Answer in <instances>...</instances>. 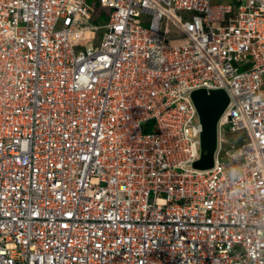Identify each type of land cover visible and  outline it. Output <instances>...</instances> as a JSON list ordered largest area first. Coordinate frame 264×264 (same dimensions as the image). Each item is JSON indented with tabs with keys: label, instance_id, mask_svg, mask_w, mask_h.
Returning a JSON list of instances; mask_svg holds the SVG:
<instances>
[{
	"label": "built area",
	"instance_id": "2783aa9c",
	"mask_svg": "<svg viewBox=\"0 0 264 264\" xmlns=\"http://www.w3.org/2000/svg\"><path fill=\"white\" fill-rule=\"evenodd\" d=\"M97 2L0 0V264H264V0Z\"/></svg>",
	"mask_w": 264,
	"mask_h": 264
},
{
	"label": "water",
	"instance_id": "95a60500",
	"mask_svg": "<svg viewBox=\"0 0 264 264\" xmlns=\"http://www.w3.org/2000/svg\"><path fill=\"white\" fill-rule=\"evenodd\" d=\"M192 98L203 125L201 133V157L194 163L196 167L207 168L212 162L216 141V121L227 104V96L223 90H212L206 94L204 89L192 92Z\"/></svg>",
	"mask_w": 264,
	"mask_h": 264
},
{
	"label": "rangeland",
	"instance_id": "374dc122",
	"mask_svg": "<svg viewBox=\"0 0 264 264\" xmlns=\"http://www.w3.org/2000/svg\"><path fill=\"white\" fill-rule=\"evenodd\" d=\"M214 2H219V0H214ZM171 27V26H169ZM173 35H178L179 32H173ZM171 34V36H173ZM155 124L153 121H150L148 124H143V132L144 133H153L155 132ZM245 133L243 131L238 133L233 132H225L224 138L225 143L224 146L226 147V151L229 152L230 156L233 157V155L237 152L236 150H232V147H238L240 145V138L243 137ZM232 146V147H231ZM241 161L240 156L236 158L235 163L238 164Z\"/></svg>",
	"mask_w": 264,
	"mask_h": 264
},
{
	"label": "trees",
	"instance_id": "16d2710c",
	"mask_svg": "<svg viewBox=\"0 0 264 264\" xmlns=\"http://www.w3.org/2000/svg\"><path fill=\"white\" fill-rule=\"evenodd\" d=\"M89 3H92L95 6V13L92 19V22L99 23L107 19V12L102 8L97 0H87Z\"/></svg>",
	"mask_w": 264,
	"mask_h": 264
}]
</instances>
